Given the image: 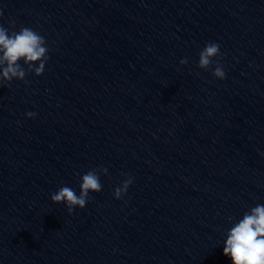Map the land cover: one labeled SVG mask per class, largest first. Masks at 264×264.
Returning a JSON list of instances; mask_svg holds the SVG:
<instances>
[{"label": "clouds", "instance_id": "1", "mask_svg": "<svg viewBox=\"0 0 264 264\" xmlns=\"http://www.w3.org/2000/svg\"><path fill=\"white\" fill-rule=\"evenodd\" d=\"M2 15L0 12V16ZM10 26L14 27V22ZM48 53L45 37L39 32L29 27L9 31V28L0 25V86L14 79L24 80L29 72L37 77L41 76L49 59ZM198 57L197 67L208 70L213 67L215 58L221 57L220 45L209 42L198 53ZM187 63V58L180 60L181 65ZM212 74L217 79H225L226 74L219 61H216ZM26 115L32 118L36 114L28 112ZM107 173L108 169L103 166L89 170L81 176L79 195L74 189L62 186L51 195V201L65 204L69 214L77 207L83 209L89 200V193H98L102 190L100 175ZM133 180L131 175H126L123 182L114 189L115 199L119 200L127 193ZM223 254L231 258L232 264H264V204L251 207L228 230Z\"/></svg>", "mask_w": 264, "mask_h": 264}]
</instances>
